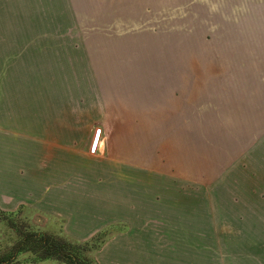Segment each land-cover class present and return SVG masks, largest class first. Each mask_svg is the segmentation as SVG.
<instances>
[{
    "label": "rangeland",
    "instance_id": "374dc122",
    "mask_svg": "<svg viewBox=\"0 0 264 264\" xmlns=\"http://www.w3.org/2000/svg\"><path fill=\"white\" fill-rule=\"evenodd\" d=\"M4 51L0 133L82 155L99 129V151L127 156V193L264 207V0H0ZM28 214L0 208V252L25 228L85 241Z\"/></svg>",
    "mask_w": 264,
    "mask_h": 264
},
{
    "label": "crops",
    "instance_id": "0c3cea01",
    "mask_svg": "<svg viewBox=\"0 0 264 264\" xmlns=\"http://www.w3.org/2000/svg\"><path fill=\"white\" fill-rule=\"evenodd\" d=\"M11 72L9 80L22 79L17 67ZM47 139L0 133V208L22 207L75 241L118 224L94 250L95 264H264V207L181 205L177 193H127V156L97 145L89 151V143L81 155Z\"/></svg>",
    "mask_w": 264,
    "mask_h": 264
},
{
    "label": "trees",
    "instance_id": "16d2710c",
    "mask_svg": "<svg viewBox=\"0 0 264 264\" xmlns=\"http://www.w3.org/2000/svg\"><path fill=\"white\" fill-rule=\"evenodd\" d=\"M99 234L103 233L97 232L88 240L75 243L50 233L25 228L24 231H18L16 241L8 249L0 252V264H12L20 252H29L37 260L53 259L64 264H95L86 252L90 248H98L103 241Z\"/></svg>",
    "mask_w": 264,
    "mask_h": 264
},
{
    "label": "built area",
    "instance_id": "2783aa9c",
    "mask_svg": "<svg viewBox=\"0 0 264 264\" xmlns=\"http://www.w3.org/2000/svg\"><path fill=\"white\" fill-rule=\"evenodd\" d=\"M99 133H100V130L96 129L95 132H94L93 139L91 140V148H90L91 151L94 150V148L97 145V140H98Z\"/></svg>",
    "mask_w": 264,
    "mask_h": 264
},
{
    "label": "bare ground",
    "instance_id": "6f19581e",
    "mask_svg": "<svg viewBox=\"0 0 264 264\" xmlns=\"http://www.w3.org/2000/svg\"><path fill=\"white\" fill-rule=\"evenodd\" d=\"M98 140H99V136H98ZM98 140H97V141H98Z\"/></svg>",
    "mask_w": 264,
    "mask_h": 264
}]
</instances>
